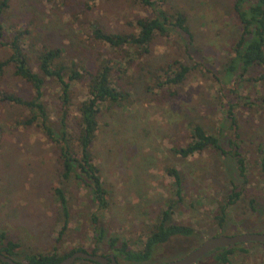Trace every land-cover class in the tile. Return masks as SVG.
<instances>
[{
  "label": "rangeland",
  "instance_id": "1",
  "mask_svg": "<svg viewBox=\"0 0 264 264\" xmlns=\"http://www.w3.org/2000/svg\"><path fill=\"white\" fill-rule=\"evenodd\" d=\"M87 1L9 0V10L2 20L7 27L6 40L17 31L30 32L24 47L35 71H38L37 54L45 46L64 48L67 64L75 61L91 72H96L105 60L113 66L123 63V67L116 66L120 72L114 73L113 85L120 91V83L126 88L127 100L118 106L104 105L93 147L94 162L112 192L111 208L103 215L100 226L109 237L119 236L133 250H140L166 201L178 200L173 178L167 171L176 166L185 179V189L174 216L178 223L191 224L196 236L174 238L158 249L152 264L181 260L211 237L264 233V178L255 162L258 160L255 143L264 142V114L260 110L236 109L251 166L245 198L255 199V209L245 202L238 203L229 211L223 229L215 218L218 207L232 189L231 181L242 184L235 177L234 160L212 150L185 160L172 152L191 141L188 125L192 122L219 135L226 146L227 107L240 97L264 96V82L247 81L264 75V68L250 70L241 77L240 84L225 89L218 80L223 79L229 50L239 34L233 0H168L169 5L186 14L195 35L193 43L173 36L157 37L150 52L136 58L124 75L123 53L94 41L88 22H96L108 33L134 34L136 20L150 16L151 12L134 0H96L90 8ZM10 54L8 48L0 46V61ZM175 60L192 71L178 88V95L173 96L171 89L175 86L160 90L156 81L165 77L161 67ZM14 71L12 66L7 68L2 82L4 89L23 98L33 97L32 88ZM88 80L73 86L69 123L74 133L77 106L88 98ZM234 91L237 94L233 95ZM45 93L50 116L59 122L58 85L48 81ZM27 116L23 107L0 104V237L5 234L7 241L20 243L18 260L40 253L65 254L77 247L112 255L107 244H99L96 239L91 221L96 208L85 189L74 181L61 183L56 145L39 128L22 125ZM252 141L255 143L251 144ZM58 186L67 189L72 209L65 232V219L54 193ZM243 247L250 254L238 256L236 264H264L262 246L252 243ZM209 257L198 264H204Z\"/></svg>",
  "mask_w": 264,
  "mask_h": 264
},
{
  "label": "trees",
  "instance_id": "2",
  "mask_svg": "<svg viewBox=\"0 0 264 264\" xmlns=\"http://www.w3.org/2000/svg\"><path fill=\"white\" fill-rule=\"evenodd\" d=\"M95 1L88 0V8ZM134 1L151 12L150 16L139 17L136 20L137 33H108L101 29L96 22H88L91 38L94 41L106 44L111 49L123 53L122 59L125 64V69L122 71L123 75L133 66L136 58L139 59L150 52V46L157 37H178L186 41L187 44L193 43L195 37L188 26L186 14L169 5L168 0ZM232 6L239 34L232 44L231 50H229L231 54L224 65L223 79L218 78L223 89L234 84H240L241 77H244L250 70L264 68V0H233ZM9 7V0H0V46L8 48L11 52L8 58L0 61V104L8 103L25 108L28 111V116L21 124L25 127L35 126L39 128L49 141L56 145L59 164L62 169L61 183L74 181L77 186L84 188L86 196L96 208V212L91 215V221L98 243L104 242L107 244L112 254L122 263L152 264L158 249L174 238H192L196 236L195 229L191 224L178 223L174 216L179 204L183 201V191L185 189V179L176 166H170L167 171L169 176L173 178L175 195L178 200L168 199L166 201L165 209L159 213L154 224L149 227L142 248L133 250L127 240L121 239L119 236L109 237L107 235V231L100 226V222L103 215L111 208L112 192L107 188L102 179L101 170L94 162L93 147L99 130V115L104 105L118 106L127 100L126 88L120 82L119 88L121 91L113 85L114 73L120 72L116 66L123 67V63H117L113 66L105 60L96 72H91L75 61L67 64L64 61L66 53L64 48L45 46L37 54L38 71H35L24 47V42L30 32L28 30L17 31L10 40H6L7 27L2 17L9 10ZM11 66L15 70V76L24 80L32 88L33 97L23 98L4 89L2 82L7 68ZM161 71H165V77L157 79L156 87L162 90L175 86L171 89L174 96L178 95V88L185 83L192 70L185 63L175 60L162 66ZM86 78L89 79L87 82L88 98L77 106L78 116L73 124L74 133L69 123L70 108L73 104V86L84 82ZM48 81L55 82L59 88V122L52 120L45 99ZM247 81L253 83L264 82V75L248 78ZM235 94H237V91L233 92V95ZM237 108L246 110L248 108L252 111L260 110L264 114V96L256 99L240 97L236 103L232 102L227 107L225 119L229 137L226 146L219 135H213L201 124L192 122L188 125L191 141L184 148L176 147L172 149L176 156H180L184 160L209 150L216 151L234 160L236 164L235 177L240 179L242 184L237 185L235 184L236 181H231L232 189L226 194L222 204L218 207L215 218L221 229L224 228L229 211L238 203L245 202L251 209H255V199L246 200L245 198L251 182V166L243 147L244 132L236 113ZM253 143L255 142L252 141L251 144ZM255 147L258 155V160L255 162L264 178V142L260 140V142L255 143ZM54 193L60 205L61 215L65 219L63 227V232H65L72 210L68 191L64 186H58L54 188ZM243 246L245 245L215 250L208 254L210 257L205 259L204 264H236L238 256L250 254V250ZM259 246L264 248L262 244H259ZM20 248V243L7 241L6 235H1L0 252L21 264H59L78 251L93 255L97 254V250L89 252L83 247H77L65 254L59 252L40 253L26 256L24 260H18ZM0 264L4 263L0 261Z\"/></svg>",
  "mask_w": 264,
  "mask_h": 264
},
{
  "label": "water",
  "instance_id": "3",
  "mask_svg": "<svg viewBox=\"0 0 264 264\" xmlns=\"http://www.w3.org/2000/svg\"><path fill=\"white\" fill-rule=\"evenodd\" d=\"M252 243L264 245V233H243L232 236L219 235L211 237L205 239L195 250L181 260L166 264H197L206 255L215 250ZM79 260L91 261L97 264H125L118 261L113 254L109 256L99 254L93 255L83 251L75 252L72 256L64 259L59 264H76ZM0 261L4 264H21L2 252H0Z\"/></svg>",
  "mask_w": 264,
  "mask_h": 264
}]
</instances>
